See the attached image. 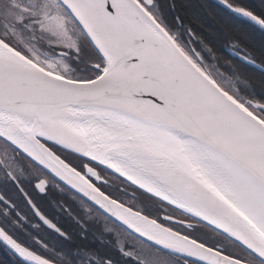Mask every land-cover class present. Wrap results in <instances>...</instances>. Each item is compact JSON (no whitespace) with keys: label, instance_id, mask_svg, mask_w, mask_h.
I'll list each match as a JSON object with an SVG mask.
<instances>
[{"label":"snow or ice","instance_id":"6c2138e0","mask_svg":"<svg viewBox=\"0 0 264 264\" xmlns=\"http://www.w3.org/2000/svg\"><path fill=\"white\" fill-rule=\"evenodd\" d=\"M177 7L0 0V264H264V0Z\"/></svg>","mask_w":264,"mask_h":264},{"label":"trees","instance_id":"16d2710c","mask_svg":"<svg viewBox=\"0 0 264 264\" xmlns=\"http://www.w3.org/2000/svg\"><path fill=\"white\" fill-rule=\"evenodd\" d=\"M177 12L174 15L182 17L186 25L192 27L198 37L208 39L217 49V54L224 59H233L228 53L232 35L224 28L221 21L212 16L206 7L214 0H176ZM259 60V56L257 55Z\"/></svg>","mask_w":264,"mask_h":264},{"label":"flooded vegetation","instance_id":"af4514ba","mask_svg":"<svg viewBox=\"0 0 264 264\" xmlns=\"http://www.w3.org/2000/svg\"><path fill=\"white\" fill-rule=\"evenodd\" d=\"M45 211L48 214H50V215H52L54 217L56 216V213L53 211V209L51 207L45 209ZM58 219H59V222L61 223L62 226H64V227H71V221L68 220L66 217H59Z\"/></svg>","mask_w":264,"mask_h":264},{"label":"water","instance_id":"95a60500","mask_svg":"<svg viewBox=\"0 0 264 264\" xmlns=\"http://www.w3.org/2000/svg\"><path fill=\"white\" fill-rule=\"evenodd\" d=\"M228 53L230 54L231 57L235 58L229 50H228Z\"/></svg>","mask_w":264,"mask_h":264}]
</instances>
